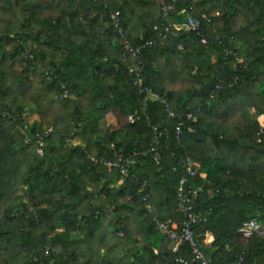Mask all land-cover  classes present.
<instances>
[{"label": "trees", "instance_id": "trees-1", "mask_svg": "<svg viewBox=\"0 0 264 264\" xmlns=\"http://www.w3.org/2000/svg\"><path fill=\"white\" fill-rule=\"evenodd\" d=\"M110 7L121 11L131 42L160 38L154 26L166 20L159 0H110ZM189 13L201 20L199 33L180 27ZM169 20L180 24L163 43L122 59V39L98 0H0V264H161L170 254L153 252L160 233L142 205L125 199V190L148 179L155 213L180 221L178 175L171 171L180 154L198 163L196 181L210 182L199 195L210 213L195 231L200 241L205 232L213 233L204 246L211 262L238 264L243 255L249 264H260L264 234L243 245L237 232L249 219L264 229V128L259 133L257 120L264 114V0L178 2ZM200 34L218 35L220 41L202 44ZM236 42L244 47L241 61L223 59V45L240 57ZM139 60L145 82L170 103L176 117L168 118L157 100L144 106L127 72ZM60 66L58 79L48 82L43 71ZM234 77V85L207 102L218 79ZM61 82L76 99L58 96ZM30 103L37 107L31 114ZM112 110L133 120L113 129ZM191 110L196 119L186 124L195 131L184 129L176 140L178 116ZM148 122L168 127L160 165L146 159L132 167L135 181L121 183L117 170L91 164L88 155L110 152L94 140L98 133L118 152L144 150L151 139ZM24 124L33 138L43 126L51 128L45 157L33 143L23 142L19 127ZM77 136L92 143H67ZM56 228L63 231L48 237ZM100 245L113 260L100 253ZM161 247L166 251L165 244Z\"/></svg>", "mask_w": 264, "mask_h": 264}, {"label": "built area", "instance_id": "built-area-1", "mask_svg": "<svg viewBox=\"0 0 264 264\" xmlns=\"http://www.w3.org/2000/svg\"><path fill=\"white\" fill-rule=\"evenodd\" d=\"M197 0H159L161 3L162 17L166 20V23H162L160 27L154 26L159 32L160 38L157 39H147L142 40L138 43L131 42L124 33V28L121 22L122 13L119 9H112L110 7V0H98V2L107 9L108 18L112 24V27L117 32L118 36L122 39L123 51L121 53L122 59L137 58L140 54L149 47H156L163 43L169 33L171 28L175 27L174 23L170 22V12L174 9L178 2H186L190 6H193ZM203 18L206 21H210L209 17L204 15ZM201 20L197 19L192 14H187L184 22L180 27L199 33L201 29ZM220 38L218 35L214 38H210L205 34H200V42L202 44H214L219 43ZM223 59L236 58V60L241 61L239 58V52L235 50L230 45H223ZM32 59L31 54L25 55ZM227 64V62H225ZM64 70L63 66L52 67L43 71V75L48 82H54L58 79L59 72ZM144 66L141 60L133 61L128 67V77L133 87L142 94L144 106L147 105L149 100L159 101L167 111L168 118L176 117V113L172 109L170 103L160 94L152 89V87L147 84L143 77ZM237 82V78L234 77L230 81H225L220 78L217 80L214 88L210 91L208 95V100L213 99L217 94L222 93L227 88L231 87ZM72 93L66 87L64 83H60L58 96L60 98H71ZM210 109L209 103L206 106V110ZM203 110L202 108H197V112ZM2 116H11L7 112H2ZM179 122L174 128V137L176 140H180L181 134L184 129L189 132L195 131L191 125L186 124L189 121H194L196 119L195 111H187L184 114L178 116ZM126 120L131 122L133 120V115H128ZM257 120L259 122L260 128L259 133L263 131L264 128V114H258ZM150 125V123H147ZM20 133L23 134V142L25 144H34L37 153L40 157H45V137L51 132V128H46L41 132H37L33 137L29 136L28 132L30 130L28 124H24L19 127ZM151 139L148 146L144 150L133 149L130 152H118L114 149V144L110 143L106 145L110 152L106 151L102 156L88 155V159L94 166H103L108 170H117L119 172V180L121 183L127 181L133 182L136 180V176L131 172V169L135 165L144 164L145 160H151L155 164L160 165L162 162V153L160 150L161 143L164 137L168 134V127L163 123L161 125H150ZM74 138H67L68 144H74ZM259 140V139H258ZM171 171L178 175V179L175 185V197H176V212L181 216L180 221H172L170 219H162L154 212V206L150 201V195L146 192V187L148 184V179H143L138 183L137 187L134 189L125 190V199L135 203L137 205H142L146 212L148 213L150 219L155 223L158 232H160L162 237V244L166 245V251L158 246L153 250L155 254L168 253L170 256L163 260L161 264H214L211 262L209 257L206 255L204 246L207 245L203 239L199 240V236L195 231V226L202 220H205L206 215L210 213V209H205L199 202V195L203 193L204 186L208 185L210 182L208 179L203 177L202 182H198L195 178L199 175L197 169V163L185 154H180L176 157L174 165L171 167ZM218 190H216L217 192ZM238 240L241 243H248V240L253 236H262L264 234V229L261 224H259L254 219H249L245 221L243 225L238 229ZM118 236L123 235V230L119 229L116 231ZM207 234L206 232L204 235ZM188 253V256L185 255ZM48 254V251H45ZM238 264H249L245 261L243 255L238 256ZM260 264H264V258L261 260Z\"/></svg>", "mask_w": 264, "mask_h": 264}, {"label": "rangeland", "instance_id": "rangeland-1", "mask_svg": "<svg viewBox=\"0 0 264 264\" xmlns=\"http://www.w3.org/2000/svg\"><path fill=\"white\" fill-rule=\"evenodd\" d=\"M239 59L241 60V56H240ZM37 82H38V80H37V78H35V79H34V83L37 84ZM76 98H77L76 94L73 93V94L71 95V99H76ZM30 109L34 112V111H36L37 107H36V105H35L34 103H30V105H29V110H30ZM110 113H111V114H109V115H110V116H109V122L111 123L113 129H116V127H118L119 125L125 124V123L127 122L126 118H125L123 115L117 113L116 111H113V112H110ZM31 118H32V117H31ZM47 127H48V126H43V128H47ZM96 139H98L102 144L104 143L105 146L110 144V143L107 142V141L105 140V138L102 136V133H98V134L95 136L94 140H96ZM73 142H74V144H76V142H80L81 145H90V144L92 143V142H90V140H88L87 138H85V137H81V136H77V137H75V138L73 139ZM91 146H92V145H91ZM19 194H22V193L20 192ZM111 230H112V229H109L108 232H110ZM62 231H63V228H56V229L53 230V231H49V233H48V237H50V238H55V237H57V235H58L60 232H62ZM73 236H76V235H73ZM77 236H78V235H77ZM100 246H101V248H100V253L103 254V256H105L107 260H113V258H112V253H110V252L106 249L105 246H103V245H100Z\"/></svg>", "mask_w": 264, "mask_h": 264}, {"label": "crops", "instance_id": "crops-1", "mask_svg": "<svg viewBox=\"0 0 264 264\" xmlns=\"http://www.w3.org/2000/svg\"><path fill=\"white\" fill-rule=\"evenodd\" d=\"M175 25H178V24H180V23H178V22H176V23H174ZM236 45H237V47L239 48V51H240V56H242L243 55V52H244V47H243V45L240 43V42H236ZM113 111H116V110H112L111 112H113ZM250 111V113H252L253 114V109H250L249 110ZM117 112V111H116ZM29 113L31 114V111L29 110ZM117 113H119V112H117ZM109 114H111V113H109ZM120 114V113H119ZM110 116V115H109ZM36 118V115H33V117L31 118V121L32 120H34ZM77 144H80L81 145V143L80 142H76V145ZM197 163V162H196ZM198 164V163H197ZM224 174H227L226 172L224 173ZM201 176L203 177L204 175H202L201 174ZM225 190V189H224ZM226 190H228V189H226ZM151 201V200H150ZM152 203V202H151ZM153 204V203H152ZM153 206H154V204H153ZM159 209H157V211H158ZM146 211V210H145ZM164 209H162L161 208V213L162 214H164ZM154 212H155V206H154ZM156 214V213H155ZM209 214H207L206 215V217L208 216ZM158 216V215H157ZM160 217V216H159ZM161 218V217H160ZM169 219V218H168ZM170 220H172V221H176V220H173V219H170ZM160 233V232H159ZM207 234H205V235H203V240L205 241V242H207V244H209V243H211L212 242V240L214 239V235H213V233L212 232H210V231H207L206 232ZM263 236V235H262ZM161 239H162V237H161V235L159 234L158 236H156L155 237V239H154V242H155V245H154V249H156L158 246H161L162 245V241H161ZM239 241V240H238ZM239 243H241L240 241H239ZM241 244H243V245H245V243H241ZM153 249V250H154ZM142 254H143V256L144 257H146L147 256V254H146V252L143 250V249H141V251H140Z\"/></svg>", "mask_w": 264, "mask_h": 264}]
</instances>
